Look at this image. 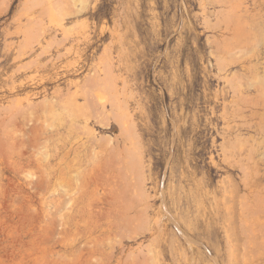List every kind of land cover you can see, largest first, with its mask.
<instances>
[{
  "label": "rangeland",
  "instance_id": "rangeland-1",
  "mask_svg": "<svg viewBox=\"0 0 264 264\" xmlns=\"http://www.w3.org/2000/svg\"><path fill=\"white\" fill-rule=\"evenodd\" d=\"M24 1L0 0V264H68L71 203L84 232L86 210L104 212L96 236L101 246L123 242L120 264H264V222L239 205L254 194L236 164L244 161L251 181L260 172L252 190L264 195V126L255 127L264 125V0H88L64 17L67 33ZM32 16L43 34L26 32ZM111 77L135 143L124 147L111 111L110 127H95V148L89 136H71L62 155L75 171L60 181L54 154L66 139V108L96 88L111 97Z\"/></svg>",
  "mask_w": 264,
  "mask_h": 264
},
{
  "label": "bare ground",
  "instance_id": "bare-ground-1",
  "mask_svg": "<svg viewBox=\"0 0 264 264\" xmlns=\"http://www.w3.org/2000/svg\"><path fill=\"white\" fill-rule=\"evenodd\" d=\"M220 1H223V0H220ZM87 2H88V0H25L24 1V6H27V10H34V12H35V14L37 13L38 14V16H41V15H43V14H47L48 16V19H49V23L51 24V25H54L55 27H57L58 29H60L61 31H63L64 33H67V28H66V26L64 25V20H65V16H71V15H73V14H75V13H81V12H83L84 11V9H85V7H86V5H87ZM227 2H235V0L234 1H232V0H227ZM237 2H239V1H237ZM237 4V3H236ZM231 6V5H230ZM233 6H234V4H233ZM237 6H238V4H237ZM233 9H237L238 10V8H233ZM27 22L29 23V25H26V32H29V33H39V34H43L44 32H45V29H44V25H43V20H42V18L41 17H34V16H32L30 19H28L27 20ZM35 23H37L38 24V27L37 28H33V27H30L31 26V24H35ZM207 25H205V27H206ZM228 29V28H227ZM228 31V30H227ZM109 61V60H108ZM107 61V62H108ZM111 62V61H110ZM106 63V62H105ZM107 67V66H106ZM109 67H111L110 65H109ZM108 68V67H107ZM109 69V68H108ZM107 69V70H108ZM112 69V68H111ZM223 70V69H222ZM108 72H110V70L108 71ZM107 73V72H106ZM112 73V72H111ZM111 73H109V75L111 74ZM113 74V73H112ZM107 75H108V73H107ZM107 78L109 77V76H106ZM113 77V76H112ZM111 77V80H112V82L110 81L107 85H106V87H107V89H109V91L111 92V97H109V95L107 96H105V92L103 93L99 88L97 89H93L92 90V92H87V93H85L86 94V98H84V100H83V102H79L78 100H74L73 102H70L69 103V105H68V107L66 108V112H67V114L69 113L71 116L72 115H74L75 116V118H72L69 114L67 115V118L66 119H64V122H66L67 123V130H66V139L64 140V142L62 143V147H59V146H56V148H55V154H54V157L56 158V160H57V163L55 164V168H54V173L56 174V175H58V178L60 179V181H63L64 179H65V174L67 173V171H75L74 170V163H73V161H69L68 160V154L66 153V154H64V155H62V151L64 150V149H66V148H70V146H69V144H70V138H71V136L73 135V134H77L79 137H82V136H84V135H87V136H89V140L87 141V142H90V143H92L91 145H92V148H95L94 146H96V143L98 142V137L96 136V129H95V127L96 126H98V125H105V127L107 126L108 128L110 127V121L108 120V118H107V120L108 121H106V119H105V116H107V114L108 113H111V111L113 112L115 109H116V107H118V103H119V99H120V95H119V93H118V90H117V87L115 86V84L117 85V83L115 82V84H114V82H113V78ZM106 78V79H107ZM110 78V77H109ZM109 80V79H108ZM115 81H116V79H114ZM225 80H227V79H225ZM105 87V88H106ZM117 93H118V95H117ZM110 94V93H109ZM106 97H109L111 100H110V103H109V105H107V103H108V100H107V98ZM119 97V98H118ZM241 99H243L242 97H241ZM121 100V99H120ZM246 100V99H245ZM248 100V99H247ZM121 103V102H120ZM247 103H249V104H252L251 102H247ZM247 103H246V105H247ZM237 105V104H236ZM110 107V108H109ZM123 107V106H122ZM121 106H120V109L122 108ZM225 107H226V105H225ZM247 107V106H246ZM251 107V106H250ZM84 108V110L82 111V109ZM240 109V108H239ZM249 109V108H248ZM119 109H117V110H115L116 112L118 111ZM247 110V109H246ZM120 111V110H119ZM118 111V113H119V115H120V122L118 123V124H120V126H121V132H122V135H124L125 136V138H124V147H129V145L127 144L128 142L127 141H130V143L131 144H133V142H134V140H135V138H136V128H135V124L133 123V119L131 120V117L132 116H130L129 114L130 113H128V111H126L125 110V108L124 109H122V111L121 112H119ZM253 111V110H252ZM72 113V114H71ZM118 113H114V115L116 116V115H118ZM120 113H122V114H120ZM257 113V112H256ZM112 114V113H111ZM229 114V113H228ZM227 114V115H228ZM252 114V113H251ZM257 114H259V112L257 113ZM118 115V116H119ZM233 115H235V114H233ZM253 115H256L255 113H253L252 114V116ZM108 116H110V114H108ZM112 116V115H111ZM118 116L116 117L117 118V120H118ZM244 116V115H243ZM114 117V116H113ZM223 118V117H222ZM253 118V117H252ZM114 120H115V118H114ZM228 120V119H227ZM244 120V119H243ZM116 121V120H115ZM114 121V122H115ZM247 121V120H246ZM118 122V121H117ZM260 122H262V121H260ZM259 122V123H260ZM239 124V123H238ZM244 124V126H247L248 128H249V130H250V128H252L253 127V125H251V122L249 123V122H247V123H243ZM100 125V126H101ZM117 126V125H116ZM227 126H229V124L227 125ZM243 126V127H244ZM262 126H264L263 125V122H262V125H258L257 124V126H255L256 128H257V130H260L261 132L263 131L262 130ZM233 127V126H232ZM237 127H239V126H237ZM242 127V126H241ZM229 128H231V127H229ZM247 128V129H248ZM111 129H115V127L114 126H111ZM236 129V128H235ZM246 128H244V130H245ZM255 129V128H254ZM227 130V129H226ZM229 130V129H228ZM237 130V129H236ZM257 130L255 131V132H257ZM252 131H253V129H252ZM228 132V131H227ZM238 134H239V129H238ZM264 132V131H263ZM228 134V133H227ZM238 134H236V135H238ZM242 134V133H241ZM244 134V133H243ZM258 135H260V134H258ZM236 137V136H235ZM243 138V137H242ZM238 139V141H239V137L237 138ZM246 139V138H245ZM254 139H256V138H254ZM241 140V139H240ZM110 141V140H109ZM234 141H236V140H234ZM83 142V141H82ZM261 142V141H260ZM0 143H1V141H0ZM135 143V142H134ZM139 143V142H138ZM234 144H236V143H234ZM233 144V145H234ZM254 144V143H253ZM260 144V143H259ZM1 145V144H0ZM134 145V144H133ZM244 145V144H243ZM246 145V144H245ZM261 145V144H260ZM118 147H120L119 146V143H118ZM257 147H259V146H257ZM1 148H2V145H1ZM130 148H131V146H130ZM129 148V149H130ZM138 148V147H137ZM252 148V149H251ZM250 148V152H252L253 150H255V152H256V147L254 148V147H251ZM132 149V148H131ZM130 149V150H131ZM234 149V148H233ZM235 149H236V147H235ZM241 149V148H240ZM126 150H128L127 148H126ZM139 150V149H138ZM235 151V150H234ZM239 151V150H238ZM128 152V151H127ZM134 151H132V154L131 155H133V154H135V153H133ZM246 152V151H245ZM249 152V154H251ZM259 152V151H258ZM2 154V153H1ZM128 154H129V152H128ZM138 154V153H137ZM226 154V153H225ZM248 154V153H247ZM253 154H254V152H253ZM127 155V154H126ZM137 156H140V154L139 155H137ZM224 156V155H223ZM241 157H242V155H241ZM247 157H248V155H247ZM251 156H249V158H250ZM128 158V157H127ZM239 158H240V156H239ZM248 158V159H249ZM235 159V158H234ZM240 159H242V158H240ZM252 159V158H251ZM132 160V159H131ZM141 160V159H140ZM139 159H135V161L133 162V164H135V162H139L140 161ZM230 160V156H225L224 157V162H229V166L231 167V169L232 168H234V163L232 164V162L231 161H229ZM232 161H233V159H232ZM235 161V160H234ZM243 163H244V161H242ZM242 162H239V163H242ZM13 163V162H12ZM238 162H236V164H238L239 165V168H240V170L242 171V173H243V179H242V182H243V185L242 186H244V188L247 190V189H249L250 190V193H252V194H254L252 197H253V200L251 201V204L249 203V201L247 200V198H246V196H242L241 197V202L243 203V204H239L240 206L241 205H246V204H249V207L251 208V213L250 214H253V215H251V216H254L255 217V219L257 220V221H255V222H259V223H262V221L264 222V219L263 220H261V218H262V216L264 215V195H262V194H260L259 192H261V191H257L256 192V190H258L259 189V187L261 186V183H260V181H261V179H260V172L258 173V171L257 170H255V174H254V178H258V180L257 181H255L254 179L251 181V179H250V174H249V171H248V168L245 166V165H243V164H239ZM10 164H11V161H10ZM14 164V163H13ZM129 164V163H128ZM139 164H141V162L139 163ZM139 164H137L138 166H140ZM228 164V163H227ZM245 164V163H244ZM21 164H19V166H20ZM136 165V166H137ZM143 166V165H142ZM228 166V165H227ZM21 167V166H20ZM133 168V167H132ZM137 168V167H136ZM139 168V167H138ZM134 169V168H133ZM140 169H141V166H140V168L138 169V173L139 172H141L140 171ZM231 169H229V171L231 170ZM21 172H23L22 171V167H21ZM130 170H131V168H130ZM136 170V169H135ZM239 170V171H240ZM24 173V172H23ZM241 173V174H242ZM42 174H45L46 175V173H42ZM72 173L71 172H69L68 173V178L69 177H72V175H71ZM144 174V173H143ZM142 175V174H141ZM143 176V175H142ZM264 176V175H263ZM137 177V176H136ZM141 178V177H140ZM256 178V179H257ZM143 180H144V177L142 178ZM240 180V179H239ZM233 185V184H232ZM133 186V185H132ZM131 186V187H132ZM137 186V185H136ZM233 186H235V185H233ZM232 186V187H233ZM237 186V185H236ZM253 187H256V188H258V189H256V190H252V188ZM136 189V187H132V189ZM240 186L238 187H235V189H236V192H238L239 190H240ZM260 190V189H259ZM263 190H264V187H263ZM232 192V191H231ZM235 192V193H236ZM256 192V193H255ZM243 194V193H242ZM251 194V195H252ZM247 195V194H246ZM239 198H240V196H239ZM238 198V200L240 201V199ZM233 200V199H232ZM121 205V204H120ZM78 206V205H77ZM231 206H233V205H231ZM247 208H248V206H246ZM74 204L73 203H71L70 204V206L68 207V210H67V212H68V214H69V220H70V233H69V242H68V244L71 246V255H72V257H71V259H70V261H68V264H113L112 262L117 258L118 259V263L120 264V261L122 260V254L124 253V251H125V245L123 244V242L122 241H119V243H118V246H116L114 243H110V244H107L106 243V245H103V246H101V244H100V242L102 241V239H100V240H98L99 238H97V233H99L100 231H101V233H103L102 232V229H103V223H102V219H103V217H104V212H101L100 210H97L93 205H91V208L89 209V210H86V211H88L87 213V223L85 224V228L87 229V231H82L81 229H80V225H79V222L77 221V219L75 218V216L73 215V213H74ZM82 209V208H81ZM115 210L117 209V208H114ZM239 209V208H238ZM241 210H242V207L240 208ZM244 209V211H245V209L246 208H243ZM118 210V209H117ZM120 210V209H119ZM123 210V209H122ZM143 210H146V209H143ZM142 210V211H143ZM241 210H239V212L241 211ZM250 210V209H249ZM84 211V210H83ZM85 211V212H86ZM243 211V212H244ZM247 211V210H246ZM78 212V211H77ZM120 212H121V210H120ZM123 215H126V213L127 212H125V211H122L121 212ZM144 213V217H145V211L143 212ZM80 214V213H79ZM82 214H84V213H82ZM81 214V215H82ZM106 214V213H105ZM137 214H138V211H137ZM139 214H140V216H141V212H139ZM109 215H111V213L110 214H107V216H108V218L107 219H109V218H113V216H110L109 217ZM121 215V214H120ZM119 215V216H120ZM123 215H121V218H122V216ZM246 215V214H245ZM107 216H105V217H107ZM118 216V215H117ZM128 217H129V219H131L130 221H134V219H132V218H134V217H130L129 215H127ZM126 216V218H128ZM143 216V215H142ZM241 216H243V215H240V217ZM137 217V216H136ZM148 217V216H147ZM243 217H245V216H243ZM248 217V216H247ZM250 217V216H249ZM248 217V218H249ZM115 218V217H114ZM113 218V219H114ZM116 218H118V217H116ZM139 218V217H138ZM248 218H243L242 220L243 221H245V219L247 220ZM79 219V218H78ZM83 219H86V218H84L83 217ZM106 219V220H107ZM125 218H123V220H124ZM144 219V218H143ZM252 219V218H251ZM250 218H249V220H251ZM126 220V219H125ZM124 220V221H125ZM240 220H241V218H240ZM239 220V221H240ZM147 221H149V220H147ZM147 221H145V222H147ZM105 222V221H104ZM114 222H115V220H114ZM116 222H117V220H116ZM127 222V221H126ZM137 222V221H136ZM158 222V221H157ZM156 222V223H157ZM242 222V221H241ZM241 222H240V224H241ZM107 223V222H106ZM120 223V222H119ZM252 223H254V222H252ZM258 223V224H259ZM2 224V223H1ZM108 224V223H107ZM109 224H110V222H109ZM112 224V223H111ZM114 224V223H113ZM144 224V223H143ZM250 224V223H249ZM117 225V224H116ZM119 225V224H118ZM137 225V224H136ZM147 225H149V224H147ZM147 225H146V227H147ZM252 225V224H251ZM262 225H264V224H262ZM112 226H115V225H112ZM145 226V225H144ZM243 226H245V228H248V226L246 227V225H243ZM255 226V225H254ZM261 226V225H260ZM13 227V226H12ZM118 228H120V225L119 226H117ZM241 227H242V225H241ZM16 228V227H15ZM74 228H76V230L74 229ZM121 230H122V233H126L127 231H128V229L127 228H125V230L127 229V231H125L124 232V228L122 229V227L120 228ZM145 229V228H144ZM146 229H148V228H146ZM250 229V228H249ZM243 230V229H242ZM251 230V229H250ZM262 230V229H261ZM103 231H105L104 229H103ZM244 231V230H243ZM245 231H247V230H245ZM253 231V230H252ZM19 232V231H18ZM130 232V231H129ZM129 232H127L128 233V235L130 234V236H131V233H129ZM133 232V231H132ZM159 232V231H158ZM6 233V232H5ZM122 233H120L121 234V236H122ZM251 233V232H250ZM249 233V234H250ZM253 233V232H252ZM251 233V234H252ZM262 233V232H261ZM246 234H248V233H246ZM264 234V233H263ZM105 235V234H104ZM113 235V234H112ZM124 235V234H123ZM241 235V234H240ZM262 235V234H261ZM111 236V235H110ZM117 236L118 235H116V238H117ZM130 236H127L128 238L130 237ZM249 236V235H248ZM248 236H247V238H248ZM250 236H252L253 237V234L252 235H250ZM18 237V236H17ZM83 237H85L86 239H87V242L80 248V250L79 251H76L75 249H74V246H75V243H76V241L77 240H79V239H81V238H83ZM112 237V236H111ZM124 237V240L125 239H127V238H125V236H123ZM134 237V236H133ZM256 237V236H255ZM12 238H13V236H12ZM104 238H105V236H104ZM131 238H132V236H131ZM246 238V239H247ZM250 238V237H249ZM264 238V237H263ZM133 239V238H132ZM15 240V239H14ZM107 239H105L104 240V242L106 241ZM229 240V239H228ZM231 240V239H230ZM229 240V241H230ZM254 240V239H253ZM100 241V242H99ZM115 241V240H114ZM248 241H251V240H248ZM115 243H117V242H115ZM193 243H194V240H193ZM247 243V242H246ZM255 244H257V243H254V245ZM112 245V249H113V251L110 253V254H107V252H106V248H108L109 246H111ZM250 245V244H249ZM246 247H247V245H246ZM248 248V247H247ZM245 249V248H244ZM143 250V249H142ZM140 251V252H143V251ZM148 250V249H147ZM134 251V250H133ZM132 250L131 251H129V253L130 252H133ZM138 251H139V248H138ZM245 251V250H244ZM114 252L115 253H118L117 255H114ZM146 253V252H145ZM128 254V253H127ZM127 254H126V257L125 258H128V256H127ZM131 254V253H130ZM132 254H134V253H132ZM137 256H136V260H141L142 258H143V256H142V258L141 259H138L139 258V255H140V253L138 252L137 254H136ZM141 255H144V252L141 254ZM146 255L147 254H145V257H146ZM98 256H100V258H98ZM5 257V256H4ZM134 257V256H133ZM149 257H151V256H149ZM148 258V257H147ZM6 259H8V258H6ZM150 259V258H149ZM149 259H145V261L146 260H149ZM152 259V258H151ZM124 260H126V259H124ZM128 260V259H127ZM127 260L126 261H123V264H126V262H127ZM130 260H132V259H130ZM15 261V260H14ZM129 261V260H128ZM142 261H144L143 259H142ZM141 261V262H142ZM144 261V262H145ZM194 261V260H193ZM125 262V263H124ZM134 262H136V261H134ZM133 262V263H134ZM144 262H142L143 264H144ZM137 263H139V262H136V264ZM147 263V262H146ZM127 264H128V262H127ZM140 264V263H139Z\"/></svg>",
  "mask_w": 264,
  "mask_h": 264
}]
</instances>
